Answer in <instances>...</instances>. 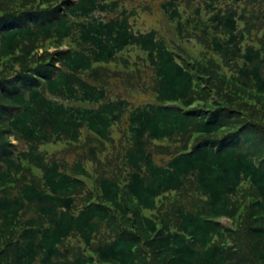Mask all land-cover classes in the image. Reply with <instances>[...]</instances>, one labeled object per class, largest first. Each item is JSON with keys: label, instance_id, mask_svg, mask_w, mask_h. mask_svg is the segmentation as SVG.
<instances>
[{"label": "trees", "instance_id": "1", "mask_svg": "<svg viewBox=\"0 0 264 264\" xmlns=\"http://www.w3.org/2000/svg\"><path fill=\"white\" fill-rule=\"evenodd\" d=\"M124 2L0 0V264H264V0Z\"/></svg>", "mask_w": 264, "mask_h": 264}, {"label": "rangeland", "instance_id": "2", "mask_svg": "<svg viewBox=\"0 0 264 264\" xmlns=\"http://www.w3.org/2000/svg\"><path fill=\"white\" fill-rule=\"evenodd\" d=\"M141 0H134L132 3L129 0H125L124 4L125 6L131 8L133 7L132 4H137L140 3ZM142 1H147V0H142ZM153 2L154 7H156V3L155 1L157 0H148ZM140 13V10H139ZM153 16V22L156 24L158 30L162 33H164L165 37H172L170 32H169V27L166 24L165 20L162 18L160 12L157 10V8L154 9V12L152 14ZM151 27V20L150 18L147 16V14H145L144 19H140L138 22H135V29L139 30L141 32H145L148 31ZM129 55V56H128ZM126 56L128 57L129 63H134L135 61L137 62V59L134 55L131 56L130 54H126ZM136 67L132 64V69L129 68L128 70H134ZM139 68H142V66H139ZM139 80L137 79H130L129 80V84H121L120 80L118 79H110L111 82V86L109 87V90L111 91L109 93L111 98H115V95H122V96H128L130 102L136 104V103H140L145 101L144 98L148 97L150 91L147 90L145 92L140 91L134 87H132L133 84L137 83ZM116 135L118 136V131L116 132ZM58 148H60L59 146H57ZM106 150L105 152L108 153L111 151V148L114 150H118L119 147L116 145V148H114L111 144L110 146L108 144H105ZM111 147V148H110ZM223 223H227L225 220L222 221Z\"/></svg>", "mask_w": 264, "mask_h": 264}, {"label": "water", "instance_id": "3", "mask_svg": "<svg viewBox=\"0 0 264 264\" xmlns=\"http://www.w3.org/2000/svg\"><path fill=\"white\" fill-rule=\"evenodd\" d=\"M64 254H67L66 250H64ZM33 264H39V262L38 261H34Z\"/></svg>", "mask_w": 264, "mask_h": 264}]
</instances>
